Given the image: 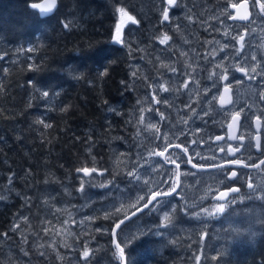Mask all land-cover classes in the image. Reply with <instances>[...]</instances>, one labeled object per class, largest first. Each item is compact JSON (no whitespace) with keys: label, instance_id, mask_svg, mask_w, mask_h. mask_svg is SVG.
<instances>
[{"label":"trees","instance_id":"trees-1","mask_svg":"<svg viewBox=\"0 0 264 264\" xmlns=\"http://www.w3.org/2000/svg\"><path fill=\"white\" fill-rule=\"evenodd\" d=\"M34 1L0 0V264H121L111 231L129 206L114 204L115 185H130L126 169L134 115L150 87L146 73L181 70L174 58L184 37L204 55L221 35L232 0H57L46 17ZM120 8L136 23H125L116 43ZM166 52L172 61L162 64ZM82 168L95 171L87 176ZM263 201L238 203L197 225L180 205L158 233H151L150 224L159 227L155 215L143 217L148 228L141 232L132 217L115 238L126 264H264ZM66 211L61 222L88 234L71 242L91 247L87 257L80 248L69 251L73 257L68 247L50 248L48 231ZM19 234L25 253L17 257Z\"/></svg>","mask_w":264,"mask_h":264},{"label":"flooded vegetation","instance_id":"flooded-vegetation-1","mask_svg":"<svg viewBox=\"0 0 264 264\" xmlns=\"http://www.w3.org/2000/svg\"><path fill=\"white\" fill-rule=\"evenodd\" d=\"M249 1L254 9L257 0L254 6L253 0ZM165 3L169 4L166 1ZM261 24H264L263 19ZM247 26L232 22L222 30L224 35L214 39L211 47L208 45L205 55L182 53L174 58L183 62L181 70L168 65L170 69L165 72H153V76L151 74L152 85L145 98L148 103L149 121L151 124L161 123L167 128L161 135L157 149L163 153L158 156L162 169L158 170L159 183L142 190L144 194L129 204V211L145 205L154 193H170L152 199L146 211L134 216L133 220L137 219L135 226L138 232H141L138 229L143 228L140 223L144 216L155 215L157 218L159 212H177L179 208L175 210V207L187 187L196 199L204 194L201 184H205V188L210 185L208 193H205V205L215 208L213 213L216 214V209L221 204L225 210L264 195V184L261 183L264 179V55L259 39L251 41L247 36L240 35L245 34ZM160 61L165 63L161 59ZM241 68L244 69L243 72L239 71ZM225 76L227 79H223ZM159 84L168 88L166 93L159 92ZM225 87L230 93L231 101L221 107L218 97ZM177 92L182 94L180 103L172 104L173 100H165V96L171 99L172 94L180 96ZM166 103L171 104V109ZM234 116L237 119H233ZM216 137L221 139L217 140ZM233 172L236 173L235 177L232 176ZM131 179L134 185L138 181L137 177ZM175 181L179 187L172 190ZM194 183L197 185L194 186ZM233 188L236 189L235 192L230 191ZM221 192H227V196L221 197ZM153 200H160V204L154 206L156 202ZM158 221L159 227H152L151 233L160 231V218ZM147 228L144 226L142 230L147 231ZM16 237L19 242L18 252L25 253L24 249L20 248H23V238L19 235ZM57 239L61 241L60 238ZM65 241L69 242V239ZM66 244L68 243H63L62 246L53 245L54 247L50 248L58 251L66 247L67 250L84 248L83 245ZM67 257L73 255L67 254ZM56 261L77 264L74 259ZM83 262L79 264H84ZM18 264L36 262L18 261Z\"/></svg>","mask_w":264,"mask_h":264},{"label":"rangeland","instance_id":"rangeland-1","mask_svg":"<svg viewBox=\"0 0 264 264\" xmlns=\"http://www.w3.org/2000/svg\"><path fill=\"white\" fill-rule=\"evenodd\" d=\"M233 2V1H232ZM256 9H258V7H259V5H258V3H256ZM126 12V11H125ZM260 14H261V16H264V9H262L261 8V11H260ZM120 21H121V17H120V13H119V23H120ZM262 23V18L259 16V14L256 12L255 13V16H254V19H253V21L251 22V23H249L248 25V27H247V29H245L246 30V32H247V37L252 41H254V40H257V39H259L260 41H261V50H262V54L264 55V42H263V40H264V24L262 25L261 24ZM240 31H241V28L239 29ZM241 35V34H240ZM214 40H210L209 42H208V45H210V47H211V43L213 42ZM191 42H192V40H191ZM193 43H194V46H192L191 45V43L189 42V40L186 38V37H184V38H182L181 39V43H179V42H177V44L179 45H176V48H177V50H178V53H179V55L180 54H182L181 53V51H183V53L185 52V50L186 49H189V51L192 53V54H196V55H199V54H197L196 53V51H195V45H196V40L195 41H193ZM247 53H249V52H247ZM252 53V52H251ZM205 55V54H204ZM163 62H166V63H169V62H171L172 61V57L170 56V54L168 53V52H166L165 53V55L162 57V59H161ZM257 63H260V61H257ZM181 64H182V68H183V62L181 61ZM160 65V64H159ZM145 82H146V85H149V83H150V79L149 78H147V76L145 77ZM167 87L165 86H163V84H159L158 85V90H159V92L161 93V94H163V93H166L167 92V90H168V88L166 89ZM178 93V92H177ZM178 94H180V93H178ZM181 95V94H180ZM182 96V95H181ZM175 96H173L172 98H174ZM165 98H166V101H172V102H174V99H168V97L167 96H165ZM185 98V97H184ZM262 99H263V97H261ZM171 102V103H172ZM167 104H169V103H167ZM140 107H142V106H145V107H147L148 108V103H147V99L145 100V102H141L140 103ZM169 106L171 107V104H169ZM135 116V123H134V132H132V135H131V137H133V143L135 144V141H137V137H138V135L140 134V136H141V138L144 140V142H142V144H141V153H140V155H139V158H140V161H141V164H142V166L144 167V166H146V164H147V162L152 166V167H150V166H147V168L146 167H144V168H142V170L139 172V175L137 176V183H138V189H134L133 190V192H131V193H129L130 191H128L127 189H120V188H118L117 189V196H118V198H116L115 200H116V203L115 204H118L119 203V201L120 202H125V203H127V205L129 206V204H131V203H133V202H135V201H137L138 200V197H141L143 194H144V192L142 191V190H144L145 189V187H147V186H149V185H153V184H158L159 182H158V180H157V178H159V174L156 172V170L158 169V167H160L157 163H155V161H153V157H154V150H152L151 149V144H150V142L148 143L146 140V137H145V135L140 131L141 129H142V127H143V123L145 122V113L143 112V111H140L139 112V117H138V115H134ZM138 117V118H137ZM138 120V121H137ZM140 132V133H139ZM135 140V141H134ZM132 143V144H133ZM133 146L134 145H132L131 147L133 148ZM139 166L137 165V162L136 161H134V164H133V166H129L127 169H126V171L127 172H131L132 173V175H130V177H132V178H136V174H137V172H136V170H137V168H138ZM151 168V169H150ZM154 169H155V171H154ZM152 171V172H151ZM151 173H153V174H151ZM90 174L91 173H89L87 176H90ZM158 175V176H157ZM130 177H129V180H131L130 179ZM161 178V177H160ZM157 181V182H156ZM109 181H106L105 182V184L103 185V186H105L107 183H108ZM147 182V183H146ZM198 184H199V182H197ZM261 183L262 184H264V179L261 181ZM112 183H109V186L110 187H112V185H111ZM194 185H197L196 183H194ZM116 187H117V185H115ZM201 186H202V188H205V184H201ZM208 186L210 187V185H207L206 186V188H205V192H208ZM133 187H134V185H133ZM115 187L113 186V189H114ZM142 188V189H141ZM112 188H110V190L112 191L113 190ZM126 190V191H125ZM124 193L126 194L125 196H124ZM131 194V195H130ZM129 195V196H128ZM122 199V200H121ZM133 200V201H132ZM153 201H155L156 202V204L154 205V206H158V204H160V200H153ZM140 208H142V206L140 207ZM197 208L198 209H200V210H198L197 211V214L199 215V216H206V217H209V213H207V211L208 210H210V209H208L207 208V206H205V205H203V202H201V203H199V204H197ZM118 210H121V209H118ZM137 212V210H133L132 212V214H134L135 212ZM63 214V213H62ZM66 214H67V216H66ZM168 214V221H169V219H170V213L168 212L167 213ZM64 217L62 218V219H60V221H65V220H67L69 217H68V215H69V211H66L64 214ZM131 214H126L122 219H120L118 222H116V224L115 225H117L118 223H120L121 221H123L124 219H125V217H127V216H130ZM161 215V216H160ZM164 215H165V213H159V214H157V218L159 219L160 218V222L161 223H165L164 222ZM196 216V215H195ZM197 217V216H196ZM77 218V217H76ZM76 218H74V219H76ZM16 219H18V218H16ZM60 221H58V222H56V223H54V225L52 224V228L53 229H51L50 230V227H48L49 229H46V230H50L49 231V236H51L50 237V241L54 244V242L57 240L58 241V239L57 238H60L61 239V241L65 244V243H71L73 240H75L76 238H77V240L78 241H80L79 239H80V237H79V235H82V237L83 238H86V236H88V234H86V232H85V230H81L80 231V233H78V234H75V233H77L76 231H74L73 229L72 230H69L68 229V227H66V225H64L62 222H60ZM147 227H148V225H147ZM38 228V227H37ZM72 233H71V232ZM68 234V235H67ZM19 235H21V234H19ZM56 236V237H55ZM60 236V237H59ZM75 236V237H74ZM21 237H22V235H21ZM44 237H46V235H43L42 236V238H44ZM64 239V240H63ZM66 239H69V242H67V241H65ZM87 239V238H86ZM88 242H90V243H92L93 242V240H89ZM52 243L50 244V247H54L53 245H52ZM87 243V242H86ZM77 244V243H76ZM73 244V243H71L70 245H73V246H77V245H79V244ZM88 244V243H87ZM93 244V243H92ZM95 245V243L93 244V246ZM91 249V247H88V246H86V247H84V248H82L81 249V254H82V251H83V253H84V251L85 250H87V251H89ZM71 249H69L68 250V254H70V251ZM19 251V250H18ZM74 251V250H73ZM22 254V252H20V254L17 256V257H19V256H22L21 255ZM72 255H73V253H71ZM74 256V255H73ZM82 256H84V255H82ZM19 261V260H18Z\"/></svg>","mask_w":264,"mask_h":264},{"label":"snow or ice","instance_id":"snow-or-ice-1","mask_svg":"<svg viewBox=\"0 0 264 264\" xmlns=\"http://www.w3.org/2000/svg\"><path fill=\"white\" fill-rule=\"evenodd\" d=\"M56 3H57V0H49L48 5L46 7H42L41 8V12H51L53 10V8L56 7ZM168 3H169V5H172V4L175 3V0H168ZM254 4H255V0H253V6H254ZM32 7L33 8H38V7H41V6L40 5H37V4H33ZM261 8L264 9V4L261 5ZM118 12L120 13L121 21L116 26L117 35L115 37H113V40L116 43H119L120 42V35H119V33H120L121 27L125 23H127L128 21H131L132 23H136V21L133 18V16H131L127 12H125V10L123 8L118 9ZM163 19H164V21H167L169 19L168 9H165L164 10ZM167 40H168V37L167 36H164L163 39H161L159 41V43L160 44H164ZM239 71L243 72L244 69L241 68V69H239ZM253 71H255V70H253ZM223 79H227V76L223 77ZM227 90H228L227 87H225V91L226 92H227ZM44 95L47 96L48 94L47 93H44ZM224 103H228V101L224 100V98L222 96L221 97V104L223 105ZM262 115H264V113H262ZM233 119H237V117L234 116ZM229 127H231V125H229ZM234 138L235 137H233V139ZM216 139L219 140L221 138L220 137H216ZM258 147H260L259 144H258ZM158 155H161L162 156L163 153H158ZM77 171L78 172H84L87 175L90 171H95V169L82 168V169H77ZM129 175H132V173L130 172ZM232 176L235 177L236 176V173L233 172L232 173ZM249 186L251 187V185H249ZM230 191L235 192L236 189L233 188V189H230ZM156 195H158V194H156V193L153 194V199H155ZM220 196L221 197L227 196V192H221L220 193ZM223 210H224V205L223 204H221V205H219L217 207V211H220L221 212ZM137 211H139V208H137ZM105 218H108V214H105ZM125 219H127V217H125ZM164 222H168V214L167 213H165V215H164ZM117 227H119V225H117ZM116 249H117V254H118L119 258H120L121 264H124V249H122L119 244L116 245ZM88 254L89 253H88L87 250H85L84 253H83V255L85 257H87Z\"/></svg>","mask_w":264,"mask_h":264},{"label":"water","instance_id":"water-1","mask_svg":"<svg viewBox=\"0 0 264 264\" xmlns=\"http://www.w3.org/2000/svg\"><path fill=\"white\" fill-rule=\"evenodd\" d=\"M166 1H168V0H166ZM48 3H49V0H37V1L32 2L30 5L31 6L33 4L40 5L41 7L34 8V9L39 13L40 16H49V15H51L56 10L57 3H56V7L53 8V10L51 12H41V8L42 7H46L48 5ZM229 8L232 11V15L230 17L231 20H235V21H239V22H247L251 18V11H250V7H249L248 0H239L237 3L231 4L229 6ZM222 96H223L224 100H226V101H228V103H230V93H229L228 90H227V92L225 90L222 92V94L220 96V103H221V97ZM228 103H224V104H228ZM144 208H142L140 210H143ZM137 212H135L134 214H136ZM132 213L133 212L129 213L131 215L130 216H127V219H124L123 221H121L117 225H119V227H120L122 224H124L126 221H128V219L134 215ZM117 225H114L113 226L112 232H111L112 237H113V244H114L115 247L118 244V242L116 241V238H115V232L119 228V227H117ZM124 264H126L125 256H124Z\"/></svg>","mask_w":264,"mask_h":264},{"label":"bare ground","instance_id":"bare-ground-1","mask_svg":"<svg viewBox=\"0 0 264 264\" xmlns=\"http://www.w3.org/2000/svg\"><path fill=\"white\" fill-rule=\"evenodd\" d=\"M184 1V0H183ZM178 8V7H177ZM179 9V8H178ZM38 13V12H37ZM39 14V13H38ZM41 17H46V16H41ZM175 54H177L176 53V51H175ZM180 60V59H179ZM174 61H175V59H174ZM178 61V60H177ZM176 65H177V63H175ZM180 64V63H179ZM178 64V65H179ZM175 65V66H176ZM181 65V64H180ZM157 66V65H156ZM166 67V66H165ZM178 67H180V66H178ZM160 68V67H159ZM172 68V67H171ZM168 69V68H167ZM170 69V68H169ZM161 70V69H160ZM159 70V71H160ZM147 71V70H146ZM162 71V70H161ZM165 72V71H164ZM146 76H147V78H149V77H151V76H148V73H146ZM153 76V75H152ZM167 78V77H166ZM150 79V83H149V85L148 86H150V88H151V85H152V78H149ZM154 80V79H153ZM154 83V82H153ZM153 88V87H152ZM154 89V88H153ZM144 94H145V91H144ZM155 94V93H154ZM147 95V94H146ZM146 95H145V98H146ZM153 95V94H152ZM157 96V95H156ZM142 99V98H141ZM144 100V99H143ZM142 100V101H143ZM158 104V103H157ZM134 132V131H133ZM135 141V140H134ZM134 145V144H133ZM147 168V167H146ZM148 169V168H147ZM151 169V168H150ZM201 169V168H200ZM152 172V171H151ZM151 174H153V173H151ZM200 174V173H199ZM158 176V175H157ZM129 177H130V175H129ZM128 178V177H127ZM132 177H130V179H131ZM129 179V178H128ZM127 179V180H128ZM204 179V178H203ZM134 180V179H133ZM129 181V186H126V187H122L121 185H117V189L118 188H120V189H127L128 191H130L129 193H131V192H133V190L138 186V183H136L135 185L132 183L133 181H132V179L131 180H128ZM157 182V181H156ZM147 183V182H146ZM206 183V182H205ZM112 185V184H111ZM133 185H134V187H133ZM113 187V186H112ZM111 187V188H112ZM116 187V186H115ZM146 188V187H145ZM136 189H138V187L136 188ZM142 189V188H141ZM115 190V189H114ZM126 191V190H125ZM126 194L124 193V196H125ZM131 195V194H130ZM129 196V195H128ZM116 199V198H115ZM122 200V199H121ZM133 201V200H132ZM120 202V201H119ZM123 202V201H122ZM167 202V201H166ZM172 202V201H171ZM264 202V201H263ZM134 203V202H133ZM115 204V203H114ZM132 204V203H131ZM167 205V204H166ZM146 211V210H145ZM143 213V212H142ZM66 216H67V214H66ZM149 217H150V215H149ZM154 217V216H153ZM148 218V217H147ZM152 219V218H151ZM146 220V219H145ZM144 221V220H143ZM61 222V221H60ZM142 224V223H141ZM150 226L151 227H154V224L152 223V224H150ZM140 228V227H139ZM76 231V230H75ZM71 232V231H70ZM112 232V231H111ZM48 233H49V231H48ZM72 233V232H71ZM47 234V233H46ZM68 235V234H67ZM47 237V236H46ZM56 237V236H55ZM60 237V236H59ZM75 237V236H74ZM80 237V236H79ZM49 238H50V236H49ZM45 239H48V238H45ZM77 239V238H76ZM64 240V239H63ZM79 240H82V239H79ZM92 240V239H91ZM47 241V240H46ZM78 241V240H77ZM32 242H33V240H32ZM81 242V241H80ZM83 242V241H82ZM74 244V243H73ZM77 245V244H76ZM62 250V249H61ZM71 254V253H70ZM23 256V255H22ZM30 263V262H29Z\"/></svg>","mask_w":264,"mask_h":264}]
</instances>
